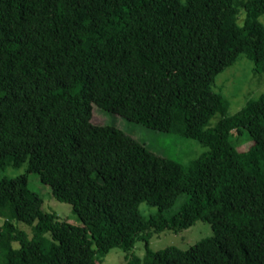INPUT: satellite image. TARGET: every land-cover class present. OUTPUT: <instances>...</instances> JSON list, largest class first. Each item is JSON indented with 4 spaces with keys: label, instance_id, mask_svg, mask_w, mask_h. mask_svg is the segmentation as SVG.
<instances>
[{
    "label": "trees",
    "instance_id": "16d2710c",
    "mask_svg": "<svg viewBox=\"0 0 264 264\" xmlns=\"http://www.w3.org/2000/svg\"><path fill=\"white\" fill-rule=\"evenodd\" d=\"M263 14L264 0H0V171L26 166L0 179V264H102L138 241L124 264H264V91L228 115L212 90L240 56L264 73ZM92 109L211 150L184 168ZM30 174L81 227L43 211ZM197 221L210 237L149 249Z\"/></svg>",
    "mask_w": 264,
    "mask_h": 264
},
{
    "label": "rangeland",
    "instance_id": "374dc122",
    "mask_svg": "<svg viewBox=\"0 0 264 264\" xmlns=\"http://www.w3.org/2000/svg\"><path fill=\"white\" fill-rule=\"evenodd\" d=\"M259 22L264 25V14L259 17ZM212 90L220 94L224 99L227 114L234 115L248 101L256 100L264 91V73H255L252 62L240 56L231 67L226 68L217 75ZM91 115L92 124L114 126L137 140L154 155L177 161L184 168H190L193 162H196L202 155H206L211 150L210 145L203 146L196 140L147 129L98 109H92ZM218 119V115L212 117L210 125L213 126ZM229 141L238 151H245L252 144L245 131L241 135L232 132L229 136ZM25 169V165H22L20 168H7L4 171H0V179L15 178L24 174ZM27 187L42 199L44 212L55 214L61 221L70 225L81 227V223L73 214L70 205L56 201L52 197L50 189L39 182L36 174L28 176ZM177 206L178 204L171 209L170 213L175 212ZM138 211L144 218L157 212L156 208L149 207L145 203L139 204ZM1 224L2 221H0ZM13 224L30 237L31 234L28 227L16 222H13ZM211 235L210 226L207 223L197 221L187 230L178 233L163 231L160 234H152L148 239V246L153 252L170 246L186 250ZM13 246L16 248L17 244L14 243ZM144 253L143 243L138 241L128 252H124L118 248L111 249L103 257L102 264H124L127 257L137 256L143 258Z\"/></svg>",
    "mask_w": 264,
    "mask_h": 264
}]
</instances>
